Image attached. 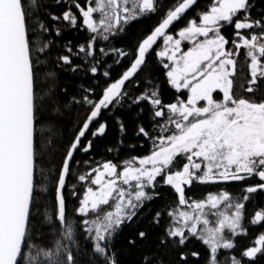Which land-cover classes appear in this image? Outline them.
<instances>
[{
  "label": "snow or ice",
  "instance_id": "obj_1",
  "mask_svg": "<svg viewBox=\"0 0 264 264\" xmlns=\"http://www.w3.org/2000/svg\"><path fill=\"white\" fill-rule=\"evenodd\" d=\"M261 196L264 0H0V264H264Z\"/></svg>",
  "mask_w": 264,
  "mask_h": 264
},
{
  "label": "trees",
  "instance_id": "obj_2",
  "mask_svg": "<svg viewBox=\"0 0 264 264\" xmlns=\"http://www.w3.org/2000/svg\"><path fill=\"white\" fill-rule=\"evenodd\" d=\"M152 21L148 19H144L140 22H133L130 26H128L127 32L126 33H121L119 35H116L114 37H110L108 41H105L101 44V46L105 45H110V46H115L117 48L124 47L125 45L132 44L133 41L141 35V30L143 28H146ZM87 35L86 32L81 30L78 34L74 32L73 30H66L64 33V36L66 39L72 40L73 43L79 41V42H84V38ZM114 54L110 53L108 57H105L107 62L109 64L112 63V57ZM149 61L153 69H155V57L154 56H149ZM114 68L117 72L121 71L120 66L114 65ZM154 74L155 71H154ZM62 77V83H67L70 85L71 88H76L79 86V83L82 81L74 76L72 73L64 72L61 73ZM162 78V77H161ZM101 83H103V80H101ZM238 83H245V73H241L238 77ZM174 91V90H172ZM170 91L168 86L165 85V97L167 98L170 95ZM118 135V129L117 126L114 122H110V127L109 131L105 134V136L100 137L96 141V151L91 153L90 155L94 156L95 158L99 159L102 154H104V147L105 145L111 146L114 142L115 139ZM129 144H134L136 141L132 139L131 137L128 140ZM146 152V149L143 147H137L135 152L132 154H144ZM122 154H127V149ZM78 159L80 158L79 156L77 157ZM87 158V157H84ZM227 182H209L207 184H201L197 183L191 191L188 193L189 195L193 196L194 198H203L206 197L208 193H217L219 190L222 188H227L230 191H233L235 193H238L240 190L241 185L240 184H231L227 185ZM187 191V190H186ZM260 202L264 203V196H261ZM253 209L250 208V213ZM129 228L125 227L123 232L120 234V236L116 240V246L118 249L124 248L123 244V237L127 234ZM242 242L246 243L247 240L242 238ZM203 245L200 241H194L192 244V250H202ZM141 250H135L133 252H127L124 251L121 255V260L123 264H139L140 258H141ZM193 264H196L195 258L193 259ZM202 264V261H201Z\"/></svg>",
  "mask_w": 264,
  "mask_h": 264
},
{
  "label": "flooded vegetation",
  "instance_id": "obj_3",
  "mask_svg": "<svg viewBox=\"0 0 264 264\" xmlns=\"http://www.w3.org/2000/svg\"><path fill=\"white\" fill-rule=\"evenodd\" d=\"M233 183H235V184H240L239 182H227L226 184H227V185H231V184H233Z\"/></svg>",
  "mask_w": 264,
  "mask_h": 264
},
{
  "label": "rangeland",
  "instance_id": "obj_4",
  "mask_svg": "<svg viewBox=\"0 0 264 264\" xmlns=\"http://www.w3.org/2000/svg\"><path fill=\"white\" fill-rule=\"evenodd\" d=\"M214 219V218H213Z\"/></svg>",
  "mask_w": 264,
  "mask_h": 264
}]
</instances>
